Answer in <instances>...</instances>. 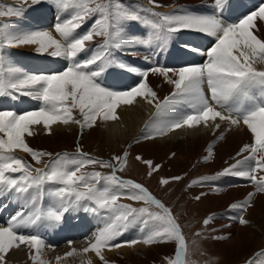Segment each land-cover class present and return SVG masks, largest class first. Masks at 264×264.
Segmentation results:
<instances>
[{
    "label": "bare ground",
    "instance_id": "bare-ground-1",
    "mask_svg": "<svg viewBox=\"0 0 264 264\" xmlns=\"http://www.w3.org/2000/svg\"><path fill=\"white\" fill-rule=\"evenodd\" d=\"M159 1L165 2L162 10L169 8L168 3L175 6L185 3L184 6L176 7L166 18H162L155 13L157 5L155 8L149 5L150 7L144 10L143 3L131 2V14H125L119 20L115 34L122 38L123 45L131 44L136 51H145V63L154 61L156 64V67L146 70V77L140 88L128 93L122 92L121 83L127 82L130 76L124 75L125 72L114 64L115 61L105 58L106 67L97 64L98 57L106 51L105 49L85 45L88 41H78L71 37L72 28L68 24H74L73 19L64 23L61 15H54L51 20L48 11L37 14L35 8H27L24 17L6 22L0 20V69L3 71V77L18 83L12 87H20L23 92L35 89L34 85L48 78L50 81L47 85H52L51 92L55 97L68 99L70 102L66 109L77 112V117L74 118L73 114H66L68 111L63 110L62 105L58 111L49 109L47 112L37 113L32 110V114L25 113L20 108L17 112L20 115L17 116L13 111L7 115L18 117V120L12 121L8 117V122L16 127L21 138L24 137L23 134L31 132L39 135L44 141L48 137L45 134L50 131H53L55 136L74 128L77 132L84 131L86 126L90 125V116L99 112V128L108 132L112 144L116 145L126 144L130 136H138L145 126L154 123L155 118L164 121L173 116L170 125L157 126L156 136L146 143L150 148H146V152L152 154L158 149L166 151L170 142L181 146L186 141L194 148L200 144L205 149L228 146L230 151L240 152V157L234 160V164L240 162L239 165L233 166L237 170L233 169L232 176L218 180L215 184L216 190L212 191L219 196H230L231 199L244 195L253 201L254 208L264 212V186L256 189L257 183L264 184V144L261 140H255L256 134L260 139L264 138V110L258 105L263 106L260 100L264 101V68L261 66V63H264V52H261L264 51V0L258 4L253 0H234L230 5L229 0ZM248 4L256 6L253 14L248 12ZM219 38L221 44L217 42ZM7 45L11 47L7 48ZM150 46L160 49L153 52ZM169 50L184 70H168L169 67L164 66ZM73 58L78 64L75 61L74 69H71L70 60ZM133 63L137 65L136 62ZM214 66L221 69L215 72ZM193 69L199 70L200 75L192 79ZM34 74L37 75L33 76ZM214 74L216 79L209 80ZM3 81L10 83L5 79ZM238 82L241 83L243 91L240 102H226ZM187 85L196 88L194 96L186 91L180 94L179 99L170 97L182 87V90H186ZM206 89L209 94L204 97L200 92ZM106 92L114 97H110ZM166 99L176 100L178 103L168 104L172 106L171 110L164 116H158L157 109L159 105H163L161 101ZM192 100L201 102L197 103L198 111L189 114L185 108L189 107L188 101ZM46 104L51 106L49 102ZM223 104L226 109L219 108ZM241 112L251 114L249 116L252 119H248L247 115L241 117ZM235 113L237 115H234ZM18 154L23 155L24 152L19 151ZM251 156H255L257 160L255 170L250 169L253 165L248 161ZM215 167L207 165L202 173L208 174ZM251 171L255 178H258L253 182L245 178L251 175ZM235 177H239L243 183L231 188L226 187L235 182ZM0 179L2 180L1 173ZM2 181L5 184L0 186V213L4 216H0V264H15V259L10 254L16 243L24 244L21 247L24 246L25 249L19 251L23 258H26L28 251L29 254L34 253L40 258L48 254L47 252L55 251V247L47 250L40 241L37 234L41 231H47L57 240L67 234L90 229V211L70 218L68 223L64 221L71 214L65 213V210L68 211L70 205L69 209L67 206L66 209L60 207L61 221L55 216H50V207H57L61 202V199L52 193L50 184L47 183V210L43 212L46 204L42 202L41 193L31 186L25 189L12 178ZM39 200L45 207H39ZM27 208L35 209L40 214L37 218H27ZM228 216L238 219L232 211H228ZM47 218H50V222ZM5 219L8 226H5ZM235 220L228 222L231 225L230 233L246 229L239 227L240 224L236 226ZM105 224L106 226L97 233L99 237L97 236L94 244L92 242L91 245H85L82 243L86 241L85 238L72 240L76 242L64 240L62 243L69 242L66 246L67 252L68 249L70 251L63 253L58 261L69 264V256L83 255L90 264H100L102 258H117L119 253L132 256L137 248L148 251L151 247H145L147 245H144L143 240L160 233L159 230H140L134 227L133 234H136V239H129V242L126 238L129 227L118 233L119 226L108 213ZM77 242H81L80 247L85 250L68 247ZM109 242L111 244L108 246ZM103 244L108 247L104 248ZM53 255H56V252H53Z\"/></svg>",
    "mask_w": 264,
    "mask_h": 264
},
{
    "label": "rangeland",
    "instance_id": "rangeland-1",
    "mask_svg": "<svg viewBox=\"0 0 264 264\" xmlns=\"http://www.w3.org/2000/svg\"><path fill=\"white\" fill-rule=\"evenodd\" d=\"M7 1L10 2V0ZM31 1L37 2V0ZM108 1L109 0H82L86 16L94 10L98 9H100L104 13H101L102 16L100 17L101 20L98 23L99 26L96 32L92 34L93 39H103L107 34L106 31L112 30L110 27H108L111 13L114 12L115 8L120 11L122 9L120 6V0H110V4L107 5ZM116 1L118 2V4ZM136 1L141 4L143 3L144 7H150L149 5H151V7L155 8L157 5V11H159V9H164L165 2L163 1L146 0L144 1L145 3L141 2V0ZM29 2L30 0H28L27 3ZM19 4L20 7L23 6V4L25 3L21 2ZM15 7L18 8V6ZM172 7L173 8L171 9L175 11L176 7L179 6L173 5ZM0 10L1 22H6L8 20H13V18H16L14 15L17 14V9H14L13 6L0 4ZM124 16L125 14L120 16L119 20ZM73 25L74 24L72 22L68 24L69 27ZM117 28L118 25L116 26V29ZM91 41L92 39H90L89 42ZM104 43L105 42H102L98 45L102 46ZM6 47L9 48L11 46L7 45ZM133 49L135 50V47H133ZM208 59L210 60L211 58ZM261 61L262 59L260 60V62ZM263 64L264 63L262 62L261 66L264 68ZM157 67L162 68L161 66ZM3 79L10 82L9 84H11L12 86L15 85L14 81L10 80L9 78L4 77ZM33 88H37V86L34 85ZM15 89L21 90L20 87H17ZM51 91L52 89L46 91V98H49V96L53 94ZM52 97L56 98L57 100L62 99L61 101L63 102V104H65V109L67 108V105L70 102L66 98H57L54 94L52 95ZM49 105L55 107L56 103L50 101ZM200 105L202 104L200 103ZM161 107L163 108V114H165L172 108L171 105H161ZM20 108L21 107H17V109L13 112H15L16 114ZM24 109H29V107H25ZM185 109L190 112H187L189 114L195 113V110L192 109L191 106ZM67 111V115L73 114L74 118L77 117V112L75 110L67 109ZM34 112L38 113V111L36 110H34ZM98 119V114H93L92 116H90L88 121L90 125L88 124L84 131L77 132L74 128L66 130V132H60L59 136L53 135V131H50L49 133L45 134V136L48 137L44 141L40 138L39 135L28 132L25 135L23 134V138L25 139V141L24 143L22 142V145L19 146L23 147L28 145L29 149L34 151V153L38 155V157H36L37 160H40V158L43 159L44 155L50 156L49 158H46V160L41 162L43 166L47 165L46 171L48 174H51V172L57 174V171L60 170L63 172L64 169H66L65 171L68 172L72 171L71 169L73 166L70 164L68 166L66 165L67 160L65 154L63 153V150L84 148V150H89L91 152L105 154L111 157H117V160L125 150H128L127 165L126 167H122L124 174L136 177L146 182L157 193H159L167 201V203H169H165V211L159 210L161 214L158 213L159 215L166 218L163 232L165 234L160 236V238L157 239L156 242L155 238L150 239L148 242H143L144 245H147L145 247H151L148 251H145L142 248H137L134 250V255L132 256L119 253L117 254V258H102V262L100 264H181L184 250L179 251V248L180 244H182L183 242V235L181 228L175 222L176 219L173 212L176 214L178 219L181 220V226L183 227L185 242L187 244V247H185L184 262H182V264H237L246 259L252 260L254 257L253 254L256 252L260 253V258L258 259L259 264H264V212H261L258 209L254 208L253 201L249 198H246L244 195L231 199L230 196H219L218 193H214L212 191L213 189L216 190L217 188V186H214L215 181L230 169V167H228L230 164L233 166L240 164V162L234 164V160L240 157V152L234 153L229 150L228 146H224L223 148L219 149L215 147L205 149L202 144H200L198 147L194 148L190 143H188V141H186L182 143L181 146L174 145L170 142L166 151L158 149L155 153L151 154L148 151L146 152V148L150 149L146 144L149 142L150 138H147L146 136H141V141L136 143H132L134 136H130L129 139L125 142L126 144L117 143L116 145H113L110 137L111 135H109L108 132H106L102 128H99ZM9 129L10 125H8V128L6 129L5 123H0V134L10 136L8 140L10 142L9 145L15 146L16 142L19 141V138H21L20 133L17 130V132L15 130L10 132ZM255 140H261L258 134H256ZM2 142L3 141L0 140V146L6 145V143L2 144ZM19 151L24 152L22 149H18V152ZM42 151H47L50 153L43 154ZM58 152L62 153L60 161L61 165L59 167L57 165V160H55L54 163L51 162L53 158L52 155H56ZM248 161H250V159ZM12 162L13 161H11V163ZM41 163H38L37 165H40ZM17 165L18 164H16V167ZM91 165L102 167L104 166V163L93 162ZM207 165H214L216 167L212 169L210 173L207 174L206 189L204 187L206 193H202V189H200L199 186H196L194 182L197 177L203 174V168ZM20 166L21 167L18 169L16 168V170H20L21 168H23V164H20ZM233 166L232 170L234 169ZM0 173L2 180H10L4 170H1ZM47 173H45L44 176L47 175ZM32 174V171L28 172L27 177L32 176ZM190 177L191 180L189 183ZM13 181L16 182L15 179H13ZM231 181L233 180L231 179ZM242 183L243 182L237 184V186L241 185ZM101 184L104 185L103 182ZM86 186L88 187L87 190L89 194H91L96 201L100 202V199L96 197V194L102 193L103 190L99 187H94L90 184H86ZM231 187L233 186H229L228 188ZM257 187L261 188V186ZM257 187L256 189H258ZM111 193V191L109 193H105L104 197H111ZM65 198L67 197L65 196ZM147 200L148 199L139 201L141 203H145L147 202ZM135 202L137 203L138 201ZM117 204L120 210L122 211V216L120 217V220L122 222L128 221L130 217L128 215L129 208L127 206V200L125 198L118 200ZM239 205L247 207L241 221H239V218L237 216L236 217L238 219L236 220L234 218H230L235 220V223H237L235 224L236 226L240 224L239 227H246V229L233 234L229 232V228L231 227V225L228 224V222L230 220L224 215V211L237 209V206ZM67 207L68 209L70 208L69 206ZM147 208L150 209L148 206ZM155 208L158 209V206H155ZM46 210L47 204L46 209L43 212H46ZM214 210H217V216L212 215V212ZM25 211H27L25 213L27 218H37V216L40 214L38 211H35V209L32 208H27ZM28 211L31 212L29 213ZM167 211L170 214H168ZM107 213L111 215L108 210H105V214ZM0 216L4 217L1 213ZM135 216L139 219H144L145 213L143 211L136 210ZM234 220L230 222H234ZM115 224L119 226L117 228L118 233L120 231H123V229L129 227L126 233L127 235L124 233L126 235V238H128V241L129 239L130 241H134L136 239V234H133L134 226L132 223L124 224V228H122L118 223ZM8 225V221L7 219H5V226ZM138 229L143 230V228ZM98 232L100 231H97V233ZM97 233L93 234L91 237L87 236L85 238L86 241L82 243H84L85 245H91V243L93 242L94 244L96 242V238L99 237ZM68 243L69 242H65L56 245L55 251H53L56 252V255H53V252H47L48 254H46L45 256H41V258L37 257L34 253L29 254V251L26 258H23V256L19 254V251L25 249L24 246L21 247L24 244L16 243L12 247L13 250L11 251L10 255L13 259H15V264H31L32 262V264H57V262L58 264H64L61 260L58 261V259H60V256L63 253H69L70 250L68 249L67 252L66 246V244ZM82 243L77 242L68 247H73L74 249L79 247V249L85 250L84 248L80 247ZM226 244H230L232 247H225ZM85 245L83 246L85 247ZM104 245L105 244H103L102 246L104 248H107V246ZM20 247L21 249H17ZM50 248L51 247H46L47 250H49ZM179 253L181 254L180 259H178ZM69 257H71L68 260L70 262L69 264H90L83 255ZM21 261H23V263ZM252 264H256V262L252 260Z\"/></svg>",
    "mask_w": 264,
    "mask_h": 264
}]
</instances>
